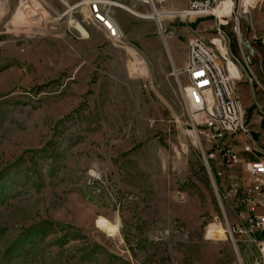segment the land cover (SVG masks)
I'll use <instances>...</instances> for the list:
<instances>
[{
    "label": "rangeland",
    "instance_id": "1",
    "mask_svg": "<svg viewBox=\"0 0 264 264\" xmlns=\"http://www.w3.org/2000/svg\"><path fill=\"white\" fill-rule=\"evenodd\" d=\"M34 1L45 32L25 36L8 29L31 0H0V264H239L219 197L231 181L210 174L177 72L195 36L221 41L240 103L249 78L264 98V0H218L217 16L160 13V28L112 7L120 43L88 0ZM105 1L152 12L144 0ZM99 218L118 222V236L101 232Z\"/></svg>",
    "mask_w": 264,
    "mask_h": 264
},
{
    "label": "built area",
    "instance_id": "2",
    "mask_svg": "<svg viewBox=\"0 0 264 264\" xmlns=\"http://www.w3.org/2000/svg\"><path fill=\"white\" fill-rule=\"evenodd\" d=\"M171 2H185L187 8L169 11L167 6ZM144 3L152 12L162 8L170 17L198 18L213 14L218 0H144ZM85 5L91 18L105 29L108 38L120 43L123 36L105 0H88ZM227 62L214 42L197 35L188 42L184 66L177 73L186 78V100L195 129L204 137L209 148L208 159L216 167L212 172L208 166L210 174L214 180H222L228 173L231 181L229 186L219 188V197L230 209L232 224L228 233L239 256V264H264V146L256 144L244 122ZM249 82L252 85L251 78ZM239 136L246 139L243 151L254 156L253 161L244 163L234 151L231 141ZM236 172L239 175L232 177L231 174ZM241 247H244V253Z\"/></svg>",
    "mask_w": 264,
    "mask_h": 264
},
{
    "label": "bare ground",
    "instance_id": "3",
    "mask_svg": "<svg viewBox=\"0 0 264 264\" xmlns=\"http://www.w3.org/2000/svg\"><path fill=\"white\" fill-rule=\"evenodd\" d=\"M105 4L111 8L115 7L117 9L126 11L127 13H129L133 16H136V17L141 18V19H146V20H150V19L157 20V14L164 13V12H160L158 10L157 12H151V14H142V13H139V12L129 8L125 4L118 3L116 1H105ZM64 5H66L68 7V11L66 14H70L71 11L73 10V8L70 7L65 2H64ZM42 9L43 8H41V6L37 2H35L34 0H31L30 4L26 3L25 5H23L19 14H18L17 20L8 29V33L9 34H15V35H25V36L43 35L45 32L44 21L45 20L47 21L48 18L45 15L43 16ZM213 13L215 14V15L213 14L214 16H217L216 15V9L213 11ZM42 18H44V21L42 20ZM157 23H158V26L160 28V25L162 22H160V20H157ZM70 26L72 28H74L80 36H81V34H80L79 30H77L78 26L84 28L87 31V29L80 22H77L72 17L70 20ZM30 28H32V29H30ZM119 29H120V27H119ZM236 30L239 31L238 28ZM87 33L89 35L88 31H87ZM120 34L122 35L121 29H120ZM88 39H90V35H89ZM88 39H84V40H88ZM214 44L217 46L218 50L221 52V56H223L225 59H227L228 48L225 47L221 41L214 43ZM133 53H135V52H133ZM136 55H138V54H136ZM140 59L143 62V66L138 67V61L134 60V61H136L135 65H134V69H135L136 73L139 75H143V73L147 74V65L141 57H140ZM230 62L231 61H228V65ZM140 69H142L143 72ZM93 176L96 177V174L93 173ZM97 226L101 232H103V233H105L111 237H116L120 233V225L118 224V222H117V224H113L104 218H99L97 221Z\"/></svg>",
    "mask_w": 264,
    "mask_h": 264
},
{
    "label": "crops",
    "instance_id": "4",
    "mask_svg": "<svg viewBox=\"0 0 264 264\" xmlns=\"http://www.w3.org/2000/svg\"><path fill=\"white\" fill-rule=\"evenodd\" d=\"M162 15L166 16L167 13H163ZM157 20H160V22H162L163 18L161 17V15L158 14ZM83 41H86V40H83ZM140 66L142 67L143 64ZM232 69L237 70L238 74H239V70L234 63H231L230 66H228V72L231 78L234 79V77H232L231 75ZM248 69L251 71L249 66H248ZM237 91L239 93L246 92L250 96L249 99H246L245 102L241 103V107H242L244 115H246L247 112L250 113L251 115L250 119L248 122H246L247 128L251 132V135L254 141L256 142V144L259 145L260 147H263L264 146V98H262V96L258 98L257 91L255 90L253 85H251L250 87L248 84H241L238 87ZM253 99H255L257 104L253 103L254 102ZM245 140L246 139L243 136H239L231 141L234 151L244 163L251 162L254 160V156L243 151V143L245 142Z\"/></svg>",
    "mask_w": 264,
    "mask_h": 264
},
{
    "label": "water",
    "instance_id": "5",
    "mask_svg": "<svg viewBox=\"0 0 264 264\" xmlns=\"http://www.w3.org/2000/svg\"><path fill=\"white\" fill-rule=\"evenodd\" d=\"M245 47L249 50V56H248V59H250V56H253L255 54V51L254 49L252 48V46L249 44V43H246L245 44ZM213 185L215 186V189H216V185L214 183V180H213Z\"/></svg>",
    "mask_w": 264,
    "mask_h": 264
}]
</instances>
